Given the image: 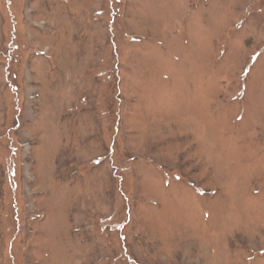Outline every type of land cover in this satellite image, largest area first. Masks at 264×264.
<instances>
[{
	"label": "rangeland",
	"instance_id": "obj_1",
	"mask_svg": "<svg viewBox=\"0 0 264 264\" xmlns=\"http://www.w3.org/2000/svg\"><path fill=\"white\" fill-rule=\"evenodd\" d=\"M0 264H264V0H0Z\"/></svg>",
	"mask_w": 264,
	"mask_h": 264
}]
</instances>
